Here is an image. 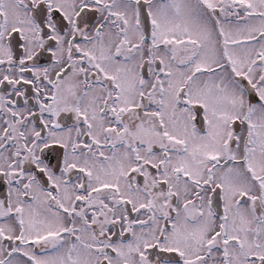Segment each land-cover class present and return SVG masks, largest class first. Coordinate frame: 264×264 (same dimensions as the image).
<instances>
[{
    "label": "snow or ice",
    "instance_id": "obj_1",
    "mask_svg": "<svg viewBox=\"0 0 264 264\" xmlns=\"http://www.w3.org/2000/svg\"><path fill=\"white\" fill-rule=\"evenodd\" d=\"M0 264H264V0H0Z\"/></svg>",
    "mask_w": 264,
    "mask_h": 264
}]
</instances>
